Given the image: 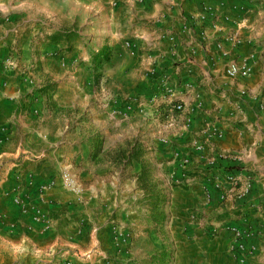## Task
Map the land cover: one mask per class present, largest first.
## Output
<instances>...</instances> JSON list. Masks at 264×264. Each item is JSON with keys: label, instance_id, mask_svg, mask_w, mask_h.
<instances>
[{"label": "crops", "instance_id": "obj_1", "mask_svg": "<svg viewBox=\"0 0 264 264\" xmlns=\"http://www.w3.org/2000/svg\"><path fill=\"white\" fill-rule=\"evenodd\" d=\"M51 1L0 0V166H10L5 184L13 190L32 183L28 198L43 196L50 218L44 230L13 232L7 246L20 255L6 262L106 264V216L95 207L106 193L91 184L86 197H73L59 175L65 147L75 155L95 150L96 119L80 121L79 109L94 111L97 90L85 83L90 62L79 60L107 43L121 53L129 35L148 53L122 56L119 85L104 75L102 86L115 94L143 88L126 72L129 59L139 74L153 75L154 107L165 111L158 120L167 130L154 149L167 159L178 227L205 234L184 242L181 264H264V0ZM65 42L79 44L70 51ZM242 59L251 75L230 77L227 65ZM63 133L74 140L64 142Z\"/></svg>", "mask_w": 264, "mask_h": 264}, {"label": "rangeland", "instance_id": "obj_2", "mask_svg": "<svg viewBox=\"0 0 264 264\" xmlns=\"http://www.w3.org/2000/svg\"><path fill=\"white\" fill-rule=\"evenodd\" d=\"M36 1L39 6L55 2ZM64 44L71 51L79 43ZM118 46L121 53L114 55L107 43L102 49L94 50V53L88 51L89 59L79 60L78 65L90 62L89 66L85 63L84 67L87 70L93 68V71L84 75V79L86 84L93 85L97 90L94 111L91 113L88 108L81 112L79 109L80 121L87 124V118L96 119L93 124H89L92 133L89 140L95 150L91 152L89 149L75 155L71 146L65 147L59 176L63 188L73 197L83 198L86 188H90L91 184L106 193L107 198L95 205L97 211L106 216L102 221L107 230L104 238L110 250L106 264H181L184 242L195 241L205 234L195 232L193 228L182 230L178 227L171 190L174 182L167 172V159L154 149L157 143L164 142V137L160 138L159 135L166 134L167 130L158 120L165 111L154 107L151 71L139 74V67L133 65V59H129L126 72H136L143 88L108 93L110 87L106 82L109 78L112 85H119L122 69L118 67L125 66L121 61L122 56L133 55L138 51L143 57L148 53L146 47L138 48L129 35ZM14 61L18 67V62ZM109 69H114V72L109 73ZM104 75L109 77L104 82L108 87L103 88ZM134 93L143 96L136 101ZM63 113L69 116L70 110L66 109ZM65 125L62 124L63 128ZM62 136L64 142L74 140L70 134L63 133ZM76 158H79L77 162ZM71 159L74 160L72 164ZM7 167L10 166H0V183L3 184L0 186V264H9L6 260L10 259L11 251L7 243L13 232L21 228L40 231L50 223L49 210L41 200L43 196L36 202L28 198L32 183L26 187L14 186V190L12 186H6ZM51 186L53 181L44 183L40 186V192ZM9 200L14 209L5 206V201ZM48 203L49 206L56 204L53 200ZM190 218L191 221L195 220V217ZM39 226H44V229ZM212 232L211 235H217L215 231Z\"/></svg>", "mask_w": 264, "mask_h": 264}, {"label": "built area", "instance_id": "obj_3", "mask_svg": "<svg viewBox=\"0 0 264 264\" xmlns=\"http://www.w3.org/2000/svg\"><path fill=\"white\" fill-rule=\"evenodd\" d=\"M9 65L11 66V68H15L16 67V63L14 60H10L9 61ZM227 74L230 77H245V76H249L252 73V66L250 64V62L246 59H242V60H232L229 62V64L227 65ZM141 98L140 96H135L134 99L137 101V98ZM170 107H172L175 110H182L183 109V104L182 103H174V102H170ZM218 157L219 158H226L229 157L227 153L225 152H218ZM227 179L231 182L237 183L239 178L237 177L236 174L234 173H229L227 174ZM251 184L247 185L246 187V192H249L251 190Z\"/></svg>", "mask_w": 264, "mask_h": 264}, {"label": "clouds", "instance_id": "obj_4", "mask_svg": "<svg viewBox=\"0 0 264 264\" xmlns=\"http://www.w3.org/2000/svg\"><path fill=\"white\" fill-rule=\"evenodd\" d=\"M10 251H11V254H13V255H20L19 253H17V252L15 251L14 248L11 249ZM37 259H39V257H37Z\"/></svg>", "mask_w": 264, "mask_h": 264}]
</instances>
